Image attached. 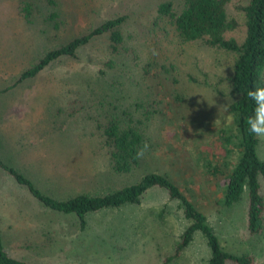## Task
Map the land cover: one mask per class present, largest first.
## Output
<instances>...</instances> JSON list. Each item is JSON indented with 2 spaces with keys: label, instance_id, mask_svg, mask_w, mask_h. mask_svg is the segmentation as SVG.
Returning a JSON list of instances; mask_svg holds the SVG:
<instances>
[{
  "label": "rangeland",
  "instance_id": "obj_1",
  "mask_svg": "<svg viewBox=\"0 0 264 264\" xmlns=\"http://www.w3.org/2000/svg\"><path fill=\"white\" fill-rule=\"evenodd\" d=\"M160 1L0 0V161L57 198L119 189L149 171L166 174L206 216L224 250L251 254L255 264H264V230L252 237L246 229L247 193L238 204L219 208V193L204 177L205 152H219L218 129L229 124L234 56L200 43L178 44L168 24L155 22ZM30 5L24 10L31 12L27 22L23 9ZM121 16L126 18L123 48L134 54L112 55L104 34L76 57H61L35 77L18 81L49 51ZM243 34L240 27L228 37L240 42ZM153 62L174 65L177 84L171 77L147 76L143 68ZM179 94L183 103L175 99ZM123 111L142 122L152 149L145 158L150 165L115 175L102 126L112 117L120 119ZM175 113L190 120L175 119ZM257 138V155L264 160V137ZM185 226L177 202L153 187L138 205L89 215L81 229L74 217L36 203L0 169L3 244L28 263L164 264ZM209 258L205 240L196 233L169 264H206Z\"/></svg>",
  "mask_w": 264,
  "mask_h": 264
},
{
  "label": "trees",
  "instance_id": "obj_2",
  "mask_svg": "<svg viewBox=\"0 0 264 264\" xmlns=\"http://www.w3.org/2000/svg\"><path fill=\"white\" fill-rule=\"evenodd\" d=\"M30 7L32 6L23 9V13L25 14L26 9L30 10ZM155 10V22L168 24L178 44L200 43L207 48L234 56L228 79L229 94L233 98L226 112L229 124L218 129L219 152L214 153L213 149L205 152L204 177L207 184H213L219 193L215 199V204L219 208H230L238 204L243 194L247 193V233L249 236L258 237L264 230L262 191L264 160L257 155L259 139L247 131L244 119L251 114L254 106V102L247 97V92L253 90L255 86H264V0H176V3L173 0H161ZM30 17L31 12L28 11L25 14L27 22L30 21ZM125 20L123 16L109 19L88 34L49 51L37 64L24 71L18 81L35 77L61 57H76L78 50L89 44L92 39L104 34L108 35L109 51L112 55L119 53L120 50L134 54L132 50L123 48L124 37L121 27ZM240 27L244 28L242 41L228 37L229 33L237 31ZM151 67L155 68L154 74H149ZM143 70L147 76L155 79H159L160 75L165 80L171 77L172 85L178 82L174 65L153 62L146 64ZM175 99L182 103L184 101L180 94L176 95ZM179 117L190 120L186 114L180 116L175 113V119ZM102 134L105 138L104 145L108 152L110 171L113 174H130L138 171L143 163L150 165L148 162L145 163V158L152 146L149 145L143 157L136 158L143 145L148 144V138L142 122L135 121L131 113L123 111L120 119L112 117L102 126ZM212 157L213 160L210 159ZM0 169L13 176L36 203L50 213L74 217L81 229L87 226L89 215L103 210L120 209L127 205H138L147 191L158 187L167 193L170 201L177 202L186 222L174 253L165 259L164 264L177 259L190 245L196 233L205 240L210 252L206 264H255L251 254L237 255L224 250L206 216L166 174L149 171L135 183L119 189L95 194L77 192L60 195L63 198H57L55 193L41 190L30 178L11 169L2 161ZM157 218H162V214ZM0 264L32 263L10 255L4 247L0 233Z\"/></svg>",
  "mask_w": 264,
  "mask_h": 264
},
{
  "label": "clouds",
  "instance_id": "obj_3",
  "mask_svg": "<svg viewBox=\"0 0 264 264\" xmlns=\"http://www.w3.org/2000/svg\"><path fill=\"white\" fill-rule=\"evenodd\" d=\"M247 97L254 102L251 114L244 119L247 131L257 137H264V86H255L253 90L247 92ZM148 148L149 145L145 143L136 158L143 157Z\"/></svg>",
  "mask_w": 264,
  "mask_h": 264
},
{
  "label": "crops",
  "instance_id": "obj_4",
  "mask_svg": "<svg viewBox=\"0 0 264 264\" xmlns=\"http://www.w3.org/2000/svg\"><path fill=\"white\" fill-rule=\"evenodd\" d=\"M0 115H2V114L0 113ZM0 144H1V146H4V142H1V141H0Z\"/></svg>",
  "mask_w": 264,
  "mask_h": 264
}]
</instances>
